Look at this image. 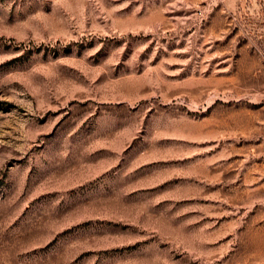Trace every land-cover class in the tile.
<instances>
[{
    "label": "rangeland",
    "instance_id": "obj_1",
    "mask_svg": "<svg viewBox=\"0 0 264 264\" xmlns=\"http://www.w3.org/2000/svg\"><path fill=\"white\" fill-rule=\"evenodd\" d=\"M0 264H264V0H0Z\"/></svg>",
    "mask_w": 264,
    "mask_h": 264
}]
</instances>
